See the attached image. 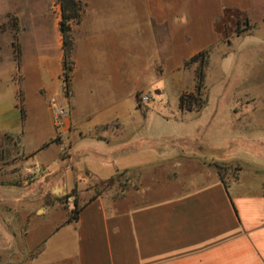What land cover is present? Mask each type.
Wrapping results in <instances>:
<instances>
[{"label":"crops","instance_id":"1","mask_svg":"<svg viewBox=\"0 0 264 264\" xmlns=\"http://www.w3.org/2000/svg\"><path fill=\"white\" fill-rule=\"evenodd\" d=\"M78 1L83 13L80 21L70 22L76 35L68 96L63 92L62 15L52 13L55 0H47L44 11L61 48L54 92L39 89L37 104L48 106V118L38 125L28 122L24 60L21 83L12 80L20 72L16 61L10 73L9 81L18 85L13 102L2 95L5 76L0 74V165L4 151L16 152L43 171L25 189L0 185V239L8 238L7 231L27 230L28 245L39 250L19 264H264V0H142V16L132 8L116 15L115 0H104L102 12L92 0ZM229 14L243 16L250 28L223 41V58L233 53L239 60L251 57L257 72L251 77L253 87L233 106L235 126L223 139L221 156L195 137L200 128L167 129L145 121L154 114L184 121L188 114L186 120L200 117L203 110L182 111L179 100L171 114L160 109L163 101L142 109L137 95L156 87L163 90L162 97L165 75L186 72L194 83L179 92V99L193 91L196 70H190L198 65L186 64L221 45L218 26ZM10 16L37 21L28 9L0 10V33L13 38V28H3ZM250 37L257 42H248ZM246 45L251 47L248 54ZM102 65L111 71L93 79L91 74ZM129 86L138 123L129 121L124 104ZM53 102L66 113L60 125ZM54 146L60 148L51 165L44 156ZM214 164L237 168L225 177L228 188ZM122 172L135 175L139 186L118 199L95 194L79 207L78 220L61 219L57 206L46 202L52 194Z\"/></svg>","mask_w":264,"mask_h":264},{"label":"rangeland","instance_id":"2","mask_svg":"<svg viewBox=\"0 0 264 264\" xmlns=\"http://www.w3.org/2000/svg\"><path fill=\"white\" fill-rule=\"evenodd\" d=\"M92 1L96 7V11L102 12V9H104V0ZM115 1L116 15L129 11V8L135 9L134 12H136L138 16H142L144 13L142 0ZM47 4V0H0V10L19 7L23 11L27 9L31 10L37 18L35 22L26 20L18 21V44L22 52L21 62L24 60L25 80L23 81V88L27 109L29 111L28 122L33 125L42 123L44 117L46 116L48 118L49 116L48 106L39 107L37 104L41 97L39 89L44 87L42 90L43 94H45L46 89L49 93H53L55 90L54 83L61 70V63L59 60V50L61 48L60 44L56 42L57 33L53 27V23H46L44 18V11L47 9ZM80 11L82 15L83 7L81 5ZM52 13L53 15H62L59 0H55L53 3ZM9 26H11L10 22L4 23L3 28L5 32L8 30ZM109 26L110 30L114 29V22L111 21ZM218 28L221 34V45L209 53L207 59L208 63L204 68L206 74L204 98L206 100L208 99V102L203 109L202 115L186 120V118L191 116V114H188L183 121L182 119L164 120L160 115L154 114L150 119L148 118L145 121L149 126L167 129L185 128L193 130L194 128H200V132L198 131L195 137L199 140L202 138L207 148H210L212 154H221V156H223V139L233 132L232 129L233 126H235V123L232 122L235 118L233 116V106L238 104L247 88L253 87V84H251V77L256 74L257 71L252 68L251 57H248L249 59L245 58L244 60H239L233 53L227 58H223V41L225 43L230 42L237 34H244L250 28L247 26L244 17L237 14H229L226 19L219 24ZM28 30L30 31L27 32ZM75 35V33H72L73 39ZM60 39L61 38L58 37V41H60ZM247 40L250 43L257 42V39L253 37L247 38ZM13 42L14 38L11 34L0 33V74L2 73L5 76L2 95L6 101L10 102H13L16 86H18L16 85L17 83L15 84L9 81L10 73L14 68V61H16L14 49L11 47L13 46ZM249 46H252V44ZM249 46L246 45L245 54H248L251 49ZM50 58H53V60ZM110 69L109 66L102 65L97 72H94L93 75L91 74V77L93 79L103 78L105 73L111 71ZM196 69L197 66L195 65L190 71L193 72ZM22 78V72L20 70V72H15L12 80L21 83ZM162 83L165 90V94L162 97H159V94L163 93V90L156 87L153 88V90L138 93L137 104L139 108L149 109L157 107L159 102L163 101L159 104L160 109L171 114L170 112L175 111L178 106L179 92L183 88H191L194 83V77L190 72H186L179 76L165 75ZM130 88V86L127 87L123 94L124 104L127 108L129 121L138 123L140 118L134 115L132 111L133 98H131ZM63 92L66 94L64 88ZM144 97H149V100L144 101ZM50 107H52L53 112L55 108H59L57 102H53ZM224 131H226V135L223 133ZM219 147L222 149L219 150ZM59 148V146L52 147L49 153L44 156V160L51 163V165L56 164L55 159L58 156L57 149ZM217 148L219 149L217 150ZM3 159L4 162L0 165V185L2 184L8 189H12L11 186L25 189L26 185H33L35 183L38 175L43 174V171L36 170L32 165L28 164L26 162L27 158L22 154L18 155L16 152L7 153L4 151ZM213 167H215L219 173L220 167L225 177L229 174V171L233 170L235 172L237 170V168L234 167L218 164H214ZM135 177V175L131 176L124 174L115 185H108L103 181L85 182L83 184H78L73 190L63 195L58 196L52 194L49 199L46 198V202L49 200L53 209L57 206L58 217L61 219L66 217L71 219L75 215V211L95 194H107L115 199L124 197L133 188L139 186L135 181ZM86 188L88 192L84 191ZM75 201H77L79 205L75 206ZM53 215H55L54 212ZM25 232H27V230L7 231L5 234H8V238L5 235L4 239H0V264H19L36 255L39 249L28 245ZM12 235H14V238Z\"/></svg>","mask_w":264,"mask_h":264},{"label":"trees","instance_id":"3","mask_svg":"<svg viewBox=\"0 0 264 264\" xmlns=\"http://www.w3.org/2000/svg\"><path fill=\"white\" fill-rule=\"evenodd\" d=\"M60 6L62 9V21L60 23V31L63 36V49H64V60H63V80L65 83V93L69 95V84L71 80V76L74 70V62H73V51H74V39L72 37V28L70 25L71 21H80L81 11H80V2L78 0H59ZM11 27L15 31L16 35L14 37L13 47L16 57V62L19 67V71L21 69V58L22 52L20 45L18 44V36L19 32L18 20L15 17L10 16ZM209 52H203L195 57H193L186 66H190L192 64H197L196 69V85L193 91L184 92L179 99V106L182 111L188 112H199L203 110L207 105V100L204 98V91L206 89L205 78L206 74L204 72V68L207 65ZM19 108L21 111V117L23 122L26 121V110L23 105L22 95L19 96ZM221 178L223 179L226 187L228 188V182L225 181V176L221 172V168L219 167ZM127 172L118 173L113 178L103 181L108 185H115L116 182L119 181V178L126 174ZM75 206H77V201H75ZM79 210L75 211V215L69 219V221L78 220Z\"/></svg>","mask_w":264,"mask_h":264},{"label":"built area","instance_id":"4","mask_svg":"<svg viewBox=\"0 0 264 264\" xmlns=\"http://www.w3.org/2000/svg\"><path fill=\"white\" fill-rule=\"evenodd\" d=\"M149 97H144V101H148ZM66 115L65 111L60 108H55L54 109V117H55V123L57 125H60L61 119Z\"/></svg>","mask_w":264,"mask_h":264}]
</instances>
